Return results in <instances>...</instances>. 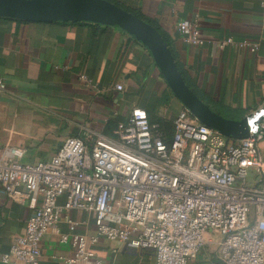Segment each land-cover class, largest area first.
<instances>
[{"label": "crops", "instance_id": "1", "mask_svg": "<svg viewBox=\"0 0 264 264\" xmlns=\"http://www.w3.org/2000/svg\"><path fill=\"white\" fill-rule=\"evenodd\" d=\"M113 1L156 25L186 84L211 109L234 120L264 109L261 0ZM185 20L199 25L203 45L182 40L178 24ZM228 38L260 47L255 54L221 47ZM0 78L8 85L0 98V155L21 163L49 161L67 138L85 133L111 137L134 108L170 128L184 108L147 49L112 26L0 18ZM118 84L121 91L115 89ZM257 145L264 158V135ZM39 200L19 204L0 197V255L24 233ZM69 215L82 222L78 233L94 235L93 217L78 211ZM69 233L64 220L47 232L40 247L42 264L73 254L70 243L60 242V235ZM93 250L108 264H154L151 252L118 242L103 241Z\"/></svg>", "mask_w": 264, "mask_h": 264}, {"label": "built area", "instance_id": "2", "mask_svg": "<svg viewBox=\"0 0 264 264\" xmlns=\"http://www.w3.org/2000/svg\"><path fill=\"white\" fill-rule=\"evenodd\" d=\"M178 32L188 45L204 44L194 21L180 22ZM230 45L252 54L260 47L232 38L221 43ZM7 92L0 78V98ZM263 135L264 122L257 135L228 138L183 108L168 139L145 109L134 108L113 137L67 138L49 161L21 163L2 154L0 197L40 200L0 264H42L40 247L62 220L70 233L60 242L73 254L56 264H108L93 250L103 241L151 252L154 264H194L210 243L202 264H264V158L257 145ZM250 170L255 187L248 186ZM73 211L95 219L94 235L77 232L82 222Z\"/></svg>", "mask_w": 264, "mask_h": 264}, {"label": "water", "instance_id": "3", "mask_svg": "<svg viewBox=\"0 0 264 264\" xmlns=\"http://www.w3.org/2000/svg\"><path fill=\"white\" fill-rule=\"evenodd\" d=\"M0 18L26 22L92 23L121 29L149 52L176 99L200 123L231 139L257 135L264 109L239 120L226 118L204 103L186 84L159 31L109 0H0Z\"/></svg>", "mask_w": 264, "mask_h": 264}, {"label": "rangeland", "instance_id": "4", "mask_svg": "<svg viewBox=\"0 0 264 264\" xmlns=\"http://www.w3.org/2000/svg\"><path fill=\"white\" fill-rule=\"evenodd\" d=\"M248 186H257L256 183H254V180L252 181V179H256L257 176L255 174L254 171L250 170L248 172ZM210 239L213 240L214 242H216L218 240V236H215L213 233L212 235L210 236ZM214 246L212 243H210L207 247H206V250H203L199 255H198V258L197 260L195 261L194 264H202L203 263V256L206 252H209L211 249H213Z\"/></svg>", "mask_w": 264, "mask_h": 264}, {"label": "trees", "instance_id": "5", "mask_svg": "<svg viewBox=\"0 0 264 264\" xmlns=\"http://www.w3.org/2000/svg\"><path fill=\"white\" fill-rule=\"evenodd\" d=\"M109 1H111L112 3L116 4L117 6L123 8V9H125V10H127V11H129V12H131V13H133V14H135V15L138 16L139 18H142V17H141L140 15H138L137 13L132 12V11L126 9L125 7L119 5L116 1H113V0H109ZM151 25H153V26L158 30V28L156 27V25H154L153 23H151ZM163 38H164V36H163ZM164 40H165V41L167 42V44H168V39L164 38ZM179 70H180V69H179ZM179 72H180V71H179ZM185 82H186V81H185ZM148 117H149V115H148ZM149 120H150V118H149ZM150 122H151V123H154V124H158V125L160 126V129L166 134L167 138L170 139V137H171V135H172V133H173V124H172V128H170V127H165V126H164L161 122H159V121H151V120H150ZM117 125H118V124H117ZM116 128H117V126H116ZM116 128H115V130H116ZM113 136H114V134L111 135V137H113Z\"/></svg>", "mask_w": 264, "mask_h": 264}]
</instances>
